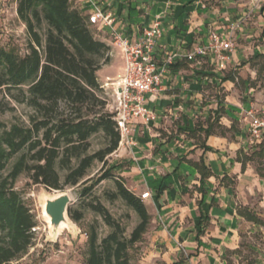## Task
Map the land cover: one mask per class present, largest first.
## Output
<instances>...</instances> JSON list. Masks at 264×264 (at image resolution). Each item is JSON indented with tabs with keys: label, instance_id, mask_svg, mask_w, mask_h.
I'll return each mask as SVG.
<instances>
[{
	"label": "crops",
	"instance_id": "0c3cea01",
	"mask_svg": "<svg viewBox=\"0 0 264 264\" xmlns=\"http://www.w3.org/2000/svg\"><path fill=\"white\" fill-rule=\"evenodd\" d=\"M95 1L114 19V29L132 40L158 21L162 35L155 52L157 63L178 56L167 67L160 92L144 98L155 119L131 124L133 163L121 176L132 177L135 190L150 195L143 204L155 239L164 248L157 254L161 262H176L171 254L178 256L180 250H198V256L188 255L185 263L206 264L208 253L207 264H214L216 252L235 248L244 220L252 222L237 212L235 198L263 188L253 166L256 143L247 135L242 114L252 103L234 95L230 68L238 54L232 48L223 53L224 60L212 54L193 61L183 58L205 45L211 34L225 37L224 27L215 20L216 10L210 11L200 0ZM71 4L87 18L90 5L81 0ZM97 32L103 43L112 46L107 32ZM257 144L264 151V138Z\"/></svg>",
	"mask_w": 264,
	"mask_h": 264
},
{
	"label": "trees",
	"instance_id": "16d2710c",
	"mask_svg": "<svg viewBox=\"0 0 264 264\" xmlns=\"http://www.w3.org/2000/svg\"><path fill=\"white\" fill-rule=\"evenodd\" d=\"M70 1L17 0L16 14L28 35L27 51L19 56L0 48V91L11 97V91L19 92L18 102L35 113L29 127L7 128L0 122V264L14 261L34 240L35 217L14 188L21 175L47 191H63L58 167L66 171L64 185L74 187L84 180L82 196L103 180H115L112 198H120L131 208L139 223L126 238L124 229L102 205L91 204L110 232L99 239L90 230L84 264H129L128 250L149 224L143 201L113 177V167L106 169L105 158L117 149L120 137L96 73L109 63L110 47L93 36L87 18L71 9ZM42 24L43 38L36 31ZM97 133H103L109 144L87 155L89 139ZM94 161L102 163V172L85 180ZM68 217L73 222L81 219L70 208Z\"/></svg>",
	"mask_w": 264,
	"mask_h": 264
},
{
	"label": "rangeland",
	"instance_id": "374dc122",
	"mask_svg": "<svg viewBox=\"0 0 264 264\" xmlns=\"http://www.w3.org/2000/svg\"><path fill=\"white\" fill-rule=\"evenodd\" d=\"M200 1L210 11L216 10L217 26L224 27L222 32L225 36L231 35L233 50L238 54L239 60L230 68L235 82L234 95L238 96L239 100L256 105L258 109H264V0ZM16 7L17 0H4L0 4V48L22 56L27 51L28 35L25 24L16 14ZM70 7L72 8L73 5L71 4ZM229 10L234 11L228 12ZM221 12H226V18L224 16L222 18ZM88 26L93 36L102 41L103 37L98 34L96 27ZM44 30V24L36 28L42 38ZM105 41L108 43L107 38ZM109 47L110 61L107 65H102L96 73L100 84H103L107 78L118 77L123 71L122 56L118 50L112 46ZM229 71L227 70L225 74ZM26 90V86L22 88L23 92ZM103 92V98L110 102L112 87L105 88ZM11 95L13 96L0 91V109H3L0 113V122L7 128L12 125L29 127L30 120L35 117L33 109L18 102L22 98L19 92L13 90ZM108 141L103 133L91 136L87 155L104 149L109 144ZM253 146L256 149L252 156L253 166L262 181L263 188L261 191H248L246 195L243 193L238 199L235 198L237 212L250 217L252 222L244 220L235 248L216 252L214 264H264V151L263 149L260 151L257 143ZM132 148L118 144L117 149L105 158V164L106 169L113 167L112 174L115 179H119L126 189L141 199L144 193H140L139 189L135 190L132 177L121 176L122 172L131 170ZM13 162L14 160L9 162L7 169H10ZM72 164L74 165V162ZM103 167L102 163L94 161L85 180L95 179L101 174ZM115 167L117 168L114 170ZM57 171L62 190L70 196L72 201L69 208L79 213L81 219L73 222L68 218L69 228L65 227L57 237H51V230L42 215L40 197L43 195L45 198H53L59 191H47L41 186L33 185L26 175L19 176L14 188L25 206L34 215L37 226L34 229L32 246L9 264H84L88 253L87 239L90 230L94 229L99 239L110 232V228L105 225L102 218L91 210V204L102 205L111 218L124 229L126 238L130 237L138 225L137 214L120 198H112L116 192L114 179L103 180L92 189L88 196H82L81 183L84 180L74 187L66 186L63 184L66 171L58 167ZM243 203H247L246 206H243ZM160 244L159 240L155 239L154 225L149 220L141 239L128 250L129 264H165L157 256L164 250ZM198 254V250H194L193 253L180 250L178 256L174 257V254H171V260L176 261L171 264H189L185 263L186 257L188 255L197 257ZM205 254L204 261L207 264L208 253Z\"/></svg>",
	"mask_w": 264,
	"mask_h": 264
},
{
	"label": "built area",
	"instance_id": "2783aa9c",
	"mask_svg": "<svg viewBox=\"0 0 264 264\" xmlns=\"http://www.w3.org/2000/svg\"><path fill=\"white\" fill-rule=\"evenodd\" d=\"M2 2L4 0H0V4ZM81 2L91 7L87 15V24L96 27L99 32H107L111 45L120 51L123 58L122 74L114 79L107 78L101 88L105 90L112 87L111 101L106 100V110L113 114L115 130L120 137L119 145L132 148L135 143L131 138V124L136 121L148 124L155 119L154 113L144 106V98L160 92L167 67L178 56H168L162 64L157 63L155 52L162 35L158 21L144 28L138 39L132 40L114 29V19L104 13L95 0ZM232 48L230 34L224 37L214 33L208 37L205 45L196 47L183 58L193 61L197 56L212 54L224 60L226 57L223 53L231 52ZM242 114L247 122L248 137L254 143H259L264 138V109L248 104L242 109ZM148 198H150L148 192L141 195V200Z\"/></svg>",
	"mask_w": 264,
	"mask_h": 264
},
{
	"label": "water",
	"instance_id": "95a60500",
	"mask_svg": "<svg viewBox=\"0 0 264 264\" xmlns=\"http://www.w3.org/2000/svg\"><path fill=\"white\" fill-rule=\"evenodd\" d=\"M58 194L53 198H45L41 196L40 200L42 201V215L45 219H49V226L53 229L59 228L61 224H65L66 228H69V217L68 209L71 204V198L65 191H59ZM53 232L50 234L51 237H57L61 232Z\"/></svg>",
	"mask_w": 264,
	"mask_h": 264
},
{
	"label": "bare ground",
	"instance_id": "6f19581e",
	"mask_svg": "<svg viewBox=\"0 0 264 264\" xmlns=\"http://www.w3.org/2000/svg\"><path fill=\"white\" fill-rule=\"evenodd\" d=\"M43 208V207H42ZM46 223H47V226H48V228L51 230V234L53 233V232H59L60 230H62L63 228H65L66 227V225L65 224H61L60 226H59V228H55V229H53V228H51L50 226H49V219L48 218H46Z\"/></svg>",
	"mask_w": 264,
	"mask_h": 264
}]
</instances>
